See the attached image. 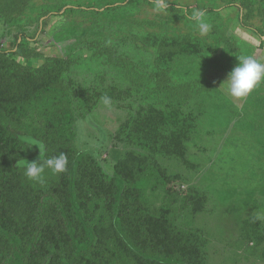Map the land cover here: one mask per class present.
I'll use <instances>...</instances> for the list:
<instances>
[{
    "label": "rangeland",
    "instance_id": "1",
    "mask_svg": "<svg viewBox=\"0 0 264 264\" xmlns=\"http://www.w3.org/2000/svg\"><path fill=\"white\" fill-rule=\"evenodd\" d=\"M168 3L162 13L155 0H32L16 13L0 0V99L27 103L58 83L77 113L76 148L106 177L125 156L173 176L190 205L179 222L193 219L186 264H264L253 223L264 224V81L243 99L220 88L239 57L264 63V0Z\"/></svg>",
    "mask_w": 264,
    "mask_h": 264
},
{
    "label": "trees",
    "instance_id": "2",
    "mask_svg": "<svg viewBox=\"0 0 264 264\" xmlns=\"http://www.w3.org/2000/svg\"><path fill=\"white\" fill-rule=\"evenodd\" d=\"M31 1L8 0L16 13ZM36 93L27 103L0 99V264H186L193 219L179 222L190 205L169 171L125 156L106 177L76 148L69 92L52 82ZM39 145L44 158L63 153L66 171L43 183L23 181L19 162L41 157ZM29 147L37 150L28 153ZM155 194L162 195L158 206ZM253 223L263 229L256 234H264V224Z\"/></svg>",
    "mask_w": 264,
    "mask_h": 264
},
{
    "label": "clouds",
    "instance_id": "3",
    "mask_svg": "<svg viewBox=\"0 0 264 264\" xmlns=\"http://www.w3.org/2000/svg\"><path fill=\"white\" fill-rule=\"evenodd\" d=\"M156 10L167 13L168 0H155ZM190 19L196 22V28L201 36H206L211 25L205 19V12L194 10ZM239 63L228 74L227 80L220 86L227 89L228 94L236 99L246 98L262 81H264V63L259 62L252 56L238 58ZM104 106L111 107V98L107 95L101 97ZM41 151V162H28L24 165V175L32 181L44 182L43 174L45 169H50L53 173L66 171L68 163L67 157L61 153L59 156L44 158L43 146L39 145ZM20 166V162H19Z\"/></svg>",
    "mask_w": 264,
    "mask_h": 264
}]
</instances>
